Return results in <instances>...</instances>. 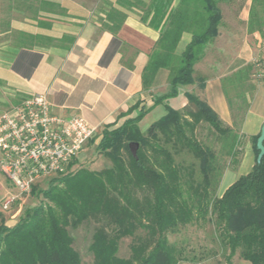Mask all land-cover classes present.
I'll list each match as a JSON object with an SVG mask.
<instances>
[{
  "label": "trees",
  "instance_id": "obj_1",
  "mask_svg": "<svg viewBox=\"0 0 264 264\" xmlns=\"http://www.w3.org/2000/svg\"><path fill=\"white\" fill-rule=\"evenodd\" d=\"M220 1L182 0L174 7L173 0H118L142 11L141 19L161 33L144 70L143 84L149 88L160 69H169L170 90L154 99V105L165 104L167 113L145 132L139 123L148 109L104 129L97 136V149L108 155L111 166L58 175L40 191L35 185L32 193L42 194L44 200L24 210L13 226L2 219L0 264H83L69 228L89 221L96 223L90 244L94 264L188 261L169 234L202 221L215 226L226 251L225 264H235L237 252L251 264H264V157L219 196L225 170L238 168L244 135L225 124L196 93L186 94L188 103L183 109L165 102L178 95L179 86L195 83L194 66L219 33ZM249 30H264V0H253ZM185 32H191L192 39L179 55L176 49ZM204 83L199 78V86ZM204 123L221 142L220 151L199 139V127ZM259 136L251 137L257 158ZM132 143L139 144L136 155ZM183 152L198 159L200 177L194 163L176 159ZM221 154L232 157L229 166L220 165ZM127 236L134 240L126 258L118 253L121 239Z\"/></svg>",
  "mask_w": 264,
  "mask_h": 264
},
{
  "label": "crops",
  "instance_id": "obj_2",
  "mask_svg": "<svg viewBox=\"0 0 264 264\" xmlns=\"http://www.w3.org/2000/svg\"><path fill=\"white\" fill-rule=\"evenodd\" d=\"M181 1L173 0L174 7ZM219 5V33L194 66L195 83L179 86L178 95L165 102L183 109L187 93L202 94L225 124L244 135L238 173L224 172L221 196L257 160L251 137L264 124V81L254 78L253 66L264 58V30H249L253 0H221ZM235 5L231 19L225 8ZM141 14L118 0H0V114L28 95L44 93L54 112L82 115L99 134L148 109L139 123L145 132L167 113L165 104L154 105V99L171 86L170 71L162 68L144 87L143 73L161 33ZM191 39V32L183 33L176 53ZM201 77L204 87L198 84Z\"/></svg>",
  "mask_w": 264,
  "mask_h": 264
},
{
  "label": "built area",
  "instance_id": "obj_3",
  "mask_svg": "<svg viewBox=\"0 0 264 264\" xmlns=\"http://www.w3.org/2000/svg\"><path fill=\"white\" fill-rule=\"evenodd\" d=\"M98 135L82 115L54 112L46 94L28 95L0 114V169L20 194H30L41 178L65 174ZM16 199L6 197L3 208Z\"/></svg>",
  "mask_w": 264,
  "mask_h": 264
},
{
  "label": "rangeland",
  "instance_id": "obj_4",
  "mask_svg": "<svg viewBox=\"0 0 264 264\" xmlns=\"http://www.w3.org/2000/svg\"><path fill=\"white\" fill-rule=\"evenodd\" d=\"M237 10L238 6L235 5L231 6L229 9L225 8V13H228V17L232 19ZM262 61H264V58L255 59V65L253 66L255 68L253 72L255 75L254 78L260 81H264V72L262 69L264 68V65ZM197 95L202 100H204V96L202 94L197 93ZM238 105H243V103H239ZM243 106L245 107V105ZM136 115L137 114L134 116ZM147 121L148 120H146V122ZM198 137L203 143L213 146L216 151H220L221 148H223L221 142H218L215 136L210 132L208 123L201 124L198 131ZM98 140L99 139L96 137L94 141L92 140L87 144V146L74 159V164L72 166L70 165L66 173L76 172L80 168H86L89 170H102L112 165L108 155L105 152L97 149ZM231 158V156L221 154L220 165L226 164L229 166L228 162L231 160ZM176 159L178 161H185L187 164L194 163L195 168L197 169V175L200 177L198 166L199 161L191 153L183 152L177 154ZM234 172L238 173L237 170H234ZM61 175L62 174H60V176ZM56 176L58 175L52 174L38 180L39 183L37 184L36 190L40 191V189H47L51 180ZM58 184L61 183L58 182ZM219 187L217 190L218 195L220 189ZM6 191H10V193L6 194ZM11 195H16L17 199L8 209H4L3 200ZM44 198L45 197L42 194L36 195L32 192L30 194H20L18 189L13 187V185L0 169V224L2 223L3 219L8 226H13L20 219V216L24 210L38 205L42 200H44ZM95 227L96 223L89 221L82 223L76 229L69 228L71 235L74 237L73 246L77 251H79L83 264H94V255L90 250V244L93 240ZM139 234H143V231H141ZM169 238L173 244L183 248L185 255L189 259L188 261H182L180 264H225L224 254L226 251L220 243V238L215 226L209 221H202L200 223L181 227L177 232L170 233ZM133 240L134 238L131 236L123 237L121 239L118 253L119 256L126 258L130 256V247ZM233 261L235 264H246L243 258L239 255V252H237L233 257ZM247 262L251 264L249 261Z\"/></svg>",
  "mask_w": 264,
  "mask_h": 264
},
{
  "label": "water",
  "instance_id": "obj_5",
  "mask_svg": "<svg viewBox=\"0 0 264 264\" xmlns=\"http://www.w3.org/2000/svg\"><path fill=\"white\" fill-rule=\"evenodd\" d=\"M138 146H139L138 143H132L131 144V150H132L134 155L137 154ZM257 146L260 150L257 159H258V161H261V159L264 157V124L262 126L261 133H260V136H259L258 141H257Z\"/></svg>",
  "mask_w": 264,
  "mask_h": 264
}]
</instances>
